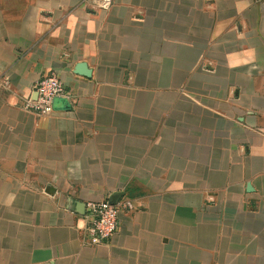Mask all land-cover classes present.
Returning a JSON list of instances; mask_svg holds the SVG:
<instances>
[{
  "label": "crops",
  "instance_id": "crops-1",
  "mask_svg": "<svg viewBox=\"0 0 264 264\" xmlns=\"http://www.w3.org/2000/svg\"><path fill=\"white\" fill-rule=\"evenodd\" d=\"M0 264H264V0H0Z\"/></svg>",
  "mask_w": 264,
  "mask_h": 264
},
{
  "label": "built area",
  "instance_id": "built-area-1",
  "mask_svg": "<svg viewBox=\"0 0 264 264\" xmlns=\"http://www.w3.org/2000/svg\"><path fill=\"white\" fill-rule=\"evenodd\" d=\"M94 1L104 6L111 0ZM35 92L36 99H29L26 108L39 117L49 116L53 112L55 99H69L68 92L56 73L41 78L35 86ZM134 209V203L128 198H119L115 202L110 200L87 202L89 243L98 245L111 238L118 230L120 214Z\"/></svg>",
  "mask_w": 264,
  "mask_h": 264
},
{
  "label": "water",
  "instance_id": "water-1",
  "mask_svg": "<svg viewBox=\"0 0 264 264\" xmlns=\"http://www.w3.org/2000/svg\"><path fill=\"white\" fill-rule=\"evenodd\" d=\"M79 70L81 71L78 74H83L86 77H90V71L86 68V65L84 63L78 65ZM116 201V199H115ZM114 201V202H115Z\"/></svg>",
  "mask_w": 264,
  "mask_h": 264
}]
</instances>
